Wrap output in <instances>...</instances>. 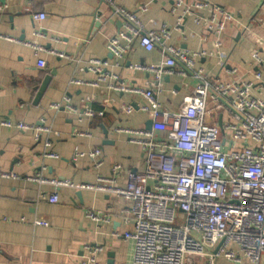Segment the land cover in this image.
I'll return each mask as SVG.
<instances>
[{"label":"crops","instance_id":"0c3cea01","mask_svg":"<svg viewBox=\"0 0 264 264\" xmlns=\"http://www.w3.org/2000/svg\"><path fill=\"white\" fill-rule=\"evenodd\" d=\"M113 1L135 12L146 29L165 26L170 31L169 44L189 53L206 51L195 57L194 68L202 69L207 79L254 82L251 95L264 98V74L262 81H254L257 67L251 59L255 38L264 34L256 20L259 16L264 19V0H210L231 13L219 36L206 33L192 17L179 20V14L170 11L171 0ZM183 1L186 6L193 0ZM0 3L5 5L0 9V118L28 124L44 120L52 128L50 133L42 132L36 138L32 131L0 126V171L16 175V178L0 177V264H79L86 244L102 247L98 255L101 262L131 264L134 243L122 237L132 230V224L123 220L130 201L92 190L69 187L55 190L49 184H37L29 176L39 172L75 184L94 183L98 175L114 176L115 184L123 186L128 170L142 171L144 156L140 147L113 128H146L149 118L137 109L143 99L111 85L145 87L152 75L130 66L157 64L162 59L160 52L156 48L146 51L134 39L130 50L115 60L106 46L109 38L120 30L121 21L102 0H0ZM35 12H43L45 17L35 21L32 18ZM36 30H42L44 35H37ZM217 39L221 41L219 52L212 46ZM24 42L37 43L44 50L36 51ZM49 50L63 52L71 59L60 58ZM261 52L264 55V47ZM90 58L108 61L106 79L95 85L90 83L97 76L87 68ZM38 59L45 61L44 66L37 64ZM46 77L48 83L38 94ZM71 77L88 83L69 84ZM197 83L190 75L165 76L163 91L158 96L162 109L177 110ZM65 97L79 110L82 105H89L94 116H82L64 108ZM56 102L63 108L52 109L51 104ZM122 104L134 109L127 113ZM213 107L214 103L208 99L209 121L218 125L227 114L220 111L214 116ZM76 130L90 135H75ZM157 135L161 137L162 131H157ZM95 147L102 149L103 156L98 171L92 169L89 158H73L75 148L87 152ZM44 151L54 152L58 157H45ZM115 164L121 168L113 174ZM54 191L58 195L56 203L39 198L40 193L48 195ZM90 211L107 216L109 222L92 220L87 215ZM113 232L119 235L114 236ZM216 263L227 262L217 258ZM185 264H205V258L189 254Z\"/></svg>","mask_w":264,"mask_h":264},{"label":"built area","instance_id":"2783aa9c","mask_svg":"<svg viewBox=\"0 0 264 264\" xmlns=\"http://www.w3.org/2000/svg\"><path fill=\"white\" fill-rule=\"evenodd\" d=\"M102 1L121 21L120 30L109 38L106 46L115 60L130 50L134 39L146 51L156 48L162 56L157 64L130 66L152 75L145 87L111 85L113 89L143 99L137 109L147 114L151 128L114 126L113 131L126 134L130 142L140 147L144 169L128 170L123 186L115 184L114 176L101 175L94 183L78 184L65 178L45 177L39 172L29 179L39 185L49 184L55 190L62 187L92 190L130 201L123 220L132 224V230L124 232L122 237L134 243L131 264H185L189 254L204 257L205 264H217V258L224 259L226 264H238L243 260L248 264H264V98L251 95L254 82L225 83L207 79L202 69L194 68L195 57L206 51L189 53L181 50L168 43L170 31L165 26L146 29L135 12L117 6L113 0ZM171 2L170 11L178 13L179 20L192 17L206 33L219 36L231 19L229 11L210 0H193L186 6L183 0ZM4 8L5 5L0 3V9ZM44 17L43 12L32 14L35 21ZM256 20L264 30V19L259 16ZM35 33L44 35L42 30ZM255 43L251 59L257 70L253 77L255 82H260L264 74L261 52L264 34L255 38ZM24 44L36 51L44 50L37 43ZM212 46L219 52L221 41L217 39ZM49 52L71 59L63 52ZM37 64L44 66L45 61L38 59ZM107 65L108 61L101 58L87 60V68L97 76L90 84L106 79ZM172 74L190 75L198 83L177 110L166 111L162 109L158 96L163 91L164 77ZM85 83L88 82L75 77L69 79V84ZM208 99L214 103V116L220 111L227 114L218 125L209 121ZM62 106L60 102L51 104L54 110ZM121 107L127 113L134 109L126 104ZM64 108L87 117L95 114L86 104L81 110L75 108L66 97ZM0 126L29 130L36 138L42 132L52 131L44 120L28 124L0 118ZM157 131H162L161 137ZM75 135L89 136L90 133L76 130ZM46 145H49L48 141ZM43 154L58 157L50 151ZM73 155V158H89L94 171L103 164L100 147L87 152L75 148ZM120 168L115 164L113 174ZM0 177L16 178V175L0 171ZM39 198L49 203L58 201L56 191L48 195L40 193ZM87 215L96 222H109L107 216L97 212L90 211ZM113 235L119 234L113 232ZM84 251L79 264H107L98 259L101 246L86 244Z\"/></svg>","mask_w":264,"mask_h":264},{"label":"water","instance_id":"95a60500","mask_svg":"<svg viewBox=\"0 0 264 264\" xmlns=\"http://www.w3.org/2000/svg\"><path fill=\"white\" fill-rule=\"evenodd\" d=\"M49 77H46L43 82L41 83L40 87H39V93L46 87L47 83H48ZM208 120V118H207ZM151 128V120H148L147 124H146V129H150Z\"/></svg>","mask_w":264,"mask_h":264}]
</instances>
